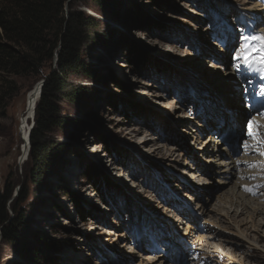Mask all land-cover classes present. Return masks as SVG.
<instances>
[{
    "label": "rangeland",
    "instance_id": "rangeland-1",
    "mask_svg": "<svg viewBox=\"0 0 264 264\" xmlns=\"http://www.w3.org/2000/svg\"><path fill=\"white\" fill-rule=\"evenodd\" d=\"M117 1L119 4L116 16L103 17L105 19L87 6L78 7L100 21L98 36H104L105 41L103 45L94 48L86 46L85 57L99 71L101 79L76 81L88 88L90 93L84 108L69 105L68 98L60 103L64 108L63 116L75 119L76 124L72 128L63 129V132L56 129L49 133V139L65 145V148L58 158L52 160L46 178L39 185L32 179L29 165L31 142L28 137L26 140L24 138L22 119L27 109L28 95L41 79L47 78L57 68V62L54 60L52 64H48L40 77L15 78L18 91L14 93L11 78L3 75L0 79V191L4 194L11 193L8 202L10 220L21 218L24 221L27 230L25 236L36 250L35 255L46 260L42 262L23 258L16 243L4 240L3 226H0V264H150L145 258L148 254L157 258L160 255L164 257L161 258V264H264V224L259 225L257 219L252 220L247 213L238 212L235 215L233 211L227 214L220 210L222 206L217 195L223 187L224 177L203 172L204 169H209L208 159L212 156L211 152L204 150L208 139L205 137L212 133L213 127L209 128L208 121L211 120L216 127L224 114L219 101L209 99L211 94H218L215 88L221 74H216V78L213 75L207 76L206 72H215V67L210 69L212 64L221 68L223 66L225 70L223 63L220 64L221 57L227 60V54H230L233 58L241 46V37H247L246 13L242 10L251 1L262 6L264 0ZM193 10L198 14L193 13ZM252 33L260 36L255 31ZM137 35L144 38L141 40ZM213 43H217V46ZM165 44H170L172 47L169 45L167 48L179 51L180 54L167 53ZM205 46L214 48L216 56L205 57L201 51ZM199 56L206 58L203 59L204 65L202 63L204 71L198 70ZM139 61H142V65L138 67L136 62ZM133 67L139 68L137 71L141 70L143 74H139ZM127 73L138 74L140 79L147 76L150 82L160 84L161 88L149 87V90L154 91V94L161 92V100L179 108L171 115L166 111L163 116L151 104L152 100L160 98L152 97L148 104L135 99L139 83L129 81V77L124 76ZM201 75L205 77L202 78ZM114 78L126 89L115 86L112 82ZM181 93L185 97H195L191 105L183 103L184 96ZM241 94H238V98ZM235 104L236 102L231 106L229 114L236 111ZM212 109L214 110L211 111ZM180 115H188L192 119L179 118ZM248 118H241L239 125L230 119L229 129L226 131H236L237 137L238 132L241 133L246 127L244 122H248ZM199 121L206 130L200 135V141L197 133L189 134V131L196 130L198 126L195 124ZM132 126L140 132H131ZM127 127L132 133L130 137L116 132L119 128ZM161 133H173L184 140L182 143L172 142L177 159L168 165L163 163L165 160H157L158 155L151 152L152 142L138 148L132 146L131 138L135 134L142 137L148 134V137L156 138ZM99 139L107 140L109 147L129 152L130 168H140L141 171L135 174L134 179L125 177L126 185L121 184L124 192L117 200L109 199L110 210L101 211L100 207L99 214L93 213L98 219L88 217L85 221L88 226L84 228L99 226L105 222V230L124 232L128 234L130 242L124 238L125 241L120 239L113 243L116 237L109 234L99 237L97 233L102 232L101 230L87 234L76 228L83 223L76 216L78 206L75 205L72 194L78 196L79 204L87 212L95 205L91 198L86 201L83 198L85 195L80 191L87 184L92 186V192L95 189L84 178L88 166L95 165L98 170L96 172L99 174L103 170L105 173L102 175L105 176L111 172V169H105L107 162L100 160L104 155L110 154L103 143L95 142ZM244 140L247 141L245 135L237 138V157L242 156L241 144ZM155 141L159 143L157 138ZM25 143L28 153L24 157ZM94 143L101 145L99 149L102 150L98 152L101 167L89 154V148ZM103 153L105 154L102 155ZM108 161L110 163L109 158ZM100 178L103 182L106 181L105 177ZM206 181L210 183L204 184ZM134 182H138L139 190L146 189L147 192L141 194L137 190H131L130 186ZM189 188L203 191L200 195H195ZM98 199L101 206L105 205L100 195ZM199 203L204 204V212L197 207ZM64 221L68 222L63 225ZM208 228L218 231L223 235V240L207 238L211 243L208 248L214 258L207 259L206 262L200 251L190 248L184 234L194 231L193 235L198 238L201 234H208ZM242 233L250 235V238H242ZM73 235L81 236L82 241L72 239ZM125 242L127 247L124 246ZM212 247L218 250L215 251Z\"/></svg>",
    "mask_w": 264,
    "mask_h": 264
},
{
    "label": "trees",
    "instance_id": "trees-1",
    "mask_svg": "<svg viewBox=\"0 0 264 264\" xmlns=\"http://www.w3.org/2000/svg\"><path fill=\"white\" fill-rule=\"evenodd\" d=\"M118 4L117 0H0V79L3 75L11 78V83L14 84L12 93L18 91L15 78L40 77L43 69L54 62L56 51H59L58 66L46 78L42 96L36 106L35 125L30 134L29 165L36 185L44 181L52 160L58 158L65 148V145L49 139V133L56 129L63 132V129L72 128L76 124L75 119L63 116L64 108L60 103L68 98L69 105L84 108L90 93L88 88L76 81L101 79L98 76L99 71L85 57L86 46L94 48L103 45L105 41L104 36H98L100 21L78 7L87 6L108 17L116 16ZM136 64L139 67L142 61ZM133 69L137 71L139 68ZM112 82L115 86L126 89L118 80ZM97 141L108 148V153L131 178L141 171L140 168H130L127 155L129 152L118 147H109L105 139L95 140ZM94 166H88L84 178L94 185L106 205L111 206L109 199L117 200L124 189L113 174L108 173L105 176L99 171L106 179L103 182ZM72 196L78 206L76 216L80 220L86 221L88 217L98 219L94 214L100 212V206L91 204L95 210L87 212L79 204L78 196ZM10 198L11 193L4 194L0 191V226H3L4 240L16 243L23 258L45 262L46 260L35 255L36 250L26 238L24 221L21 218L10 220Z\"/></svg>",
    "mask_w": 264,
    "mask_h": 264
},
{
    "label": "bare ground",
    "instance_id": "bare-ground-1",
    "mask_svg": "<svg viewBox=\"0 0 264 264\" xmlns=\"http://www.w3.org/2000/svg\"><path fill=\"white\" fill-rule=\"evenodd\" d=\"M242 11H244L246 13V16H249V18H250L246 23L248 29L257 28L260 36L264 35V11L262 9L258 8V6L256 4H254L252 1L249 2L248 5L246 6V8L243 9ZM193 13L198 14V12H196L195 10H193ZM135 34H137V33H135ZM137 37H139L141 40L144 38V36H142V35L141 36L137 35ZM249 37H252V35L249 34ZM213 44H216V46H217V43H213ZM169 45H166V44L164 45V46H166L165 50L167 51V53H169V54H172V53L180 54L179 51H175L170 47L167 48V46H169ZM211 45H212V43H211ZM244 46H245V43L241 45L240 49L237 52V55H240V56L242 55V50H243ZM204 48L205 49H201V51L205 57L216 56V52L214 51V48L212 49L210 46H205ZM220 49L223 50V48H220ZM222 53H224V52H222ZM198 58H200V61L198 59V65H199L198 70L201 69V71H204L202 63L204 65L205 60H203V59H206V58L202 59L201 56H199ZM221 61H223V65L225 67V70H224V68L222 66L223 73H222L221 66H218L216 64H212V67L210 68V69H212L213 67H215V69H216L215 72H212V71L206 72V73H208L207 76L213 75L216 78H218L217 77L218 75H216V74H218V73L221 74L220 79L218 81L216 80L217 86L215 88V91L218 94H211L212 96H210L209 99L213 100L214 102L219 101V105H221V107H222L221 109L224 112V114L221 116V119H222L221 123L217 124L216 127L214 125H212L211 120L208 121L207 125L209 126V128H210V126H213L214 128L211 127L212 133L209 134L207 137H205V139H207V138L208 139L205 142L204 150H205V152L206 151L211 152L212 156L208 159L209 169L208 170L204 169L206 171L203 170V172L204 173L212 172L213 175L215 174L218 177H224V179H222L223 183H224L223 187H222L221 191L219 192V194L217 195L218 201L220 202V205L222 206V208L220 210L225 211L227 214L230 211H233L235 213V215L238 212H239V214L247 213V215H249V217L252 218V220L257 219V222L259 225H260V223L264 224V187L258 188L256 190V194H253L251 192L244 190L245 185L255 186V185L264 184V166H257V167L253 166V164H257V163H259L260 165H264V155H261L260 152H256L252 148V146L249 144V142L247 141V143L245 145H248L249 147H245V145H244V147L241 148L243 150V152H241L242 156L237 157L236 153H235L234 146L232 145L230 149H229V147H227V143L228 144L233 143L237 139V137L235 135H233V133H229V131H226V129L227 130L229 129L230 119L235 124L237 123L239 125L241 122V118L248 116L247 110L245 108L246 107L245 101L249 97H250V101L253 104H255V107H257V109L261 113L264 114V65L245 64L243 59H240V60L234 59L229 54L227 55V60H224L223 58H221ZM232 62H233V64H232ZM195 64H197V62ZM237 65H239V67H237ZM226 67H227V70H226ZM137 72H139V74H143L141 71H137ZM196 73L198 74V72H196ZM202 73L204 74V72H202ZM130 75H133V74L127 73L124 76L130 77ZM250 75L255 76L253 78L251 90H250L249 94H244V93L241 94V91L243 92V88H242L243 79L245 77L250 76ZM198 76H200V74H198ZM134 77H135V75H133V77L131 79L129 78V81H131L133 83L136 81L137 83H139V88H137V90L135 91L136 92L135 99L142 101L145 104L147 102V104H148V100H151L152 97L160 98V100L159 99L156 101L152 100L151 104L153 105V107L155 106L154 108L157 109L159 112H161L163 114V116H164V113L166 114V111L169 112V114L171 115V113L174 112V110L179 108V106H177V105L174 107L173 105H170V104L168 105V103L166 101L161 100L162 96H163L161 94V92H155L157 94H154V91L149 90V87L161 88L160 84L152 83L147 78H141V79H147V80H141V79H136ZM201 77L203 78L205 76L201 75ZM39 93H40V83H38L35 86V88L28 95L27 109H26V112H25L24 117L22 119V123L25 127V131H24L25 140H26V137L28 136L31 121L34 117V110H35V107H36V104L38 101ZM238 94H241L240 98H238ZM181 96H184V93H181ZM193 99H195V97H185L184 96V98H182L183 103L185 102L186 104H190ZM158 101H160V102H158ZM169 102H172V101H169ZM235 102H236V104H235L236 111L229 114L228 111L231 112V106ZM158 108L160 110H163V111H160ZM213 110L214 109H212L211 111H213ZM234 113H236V114H234ZM186 116H188V115H180L178 117L183 118V119L184 118H191L192 119V117H190V116L186 117ZM251 117H255V116L252 115ZM260 119H261V121H259V122L262 125H264V117H261ZM118 121H120V120L118 119ZM182 121H184V120H182ZM244 123H246V120ZM195 125L198 127L196 128V130H191V132L189 131V134H191L192 132L197 133L196 134L197 139L200 141V135L203 134L206 130H205V127H201L202 124L200 123V121L198 124H195ZM128 129H129V127L125 128V129L119 128V130L116 132L120 133V134L127 135L129 137L132 135L131 132H136V131L140 132V130H138L137 128H135L133 126L131 128V132H129ZM259 132L264 134V127H261L259 129ZM215 133H217V134L215 135ZM239 134L240 133L238 132V135ZM213 135H215L214 138H213ZM148 136H149L148 134H146L144 137H142L138 134L133 135L132 137H134V138H131V141L133 142L132 146H135L138 148V147H141L143 145H146V144L152 142L153 144H151V147H152L151 152L158 155L157 160L158 159H161L162 161L165 160V162H163V163L167 164V165L170 164L171 162L176 161V159H177L176 158V155H177L176 148H173L174 146L172 147L171 144L174 141L182 143V141H184L183 139L179 138L178 136H176L173 133L171 135H165V134L161 133V134H158L155 136L157 138V140L159 141V143H158L155 141L156 138H152L151 136L150 137H148ZM220 140H224V143L221 144L222 147L219 145ZM100 147H101V145L99 146V144H95V143L91 145V148H89V154L91 155V157L93 159H95L96 162H98L99 166H100V160L103 163L107 162L106 163L107 168L105 167V169H107V171L111 169L110 173L113 174L115 179H117V181L119 183H121L122 185H124V183L126 185V182H124V181H126V179H125L126 174H125V171L122 170L120 166H118V165L115 166V164L110 165L107 155H104V154H102V155H104V157H102L100 160L98 159V157L100 158V154L98 155V152L102 150V149H99ZM27 153H28V146L25 143L23 145V156L25 157L27 155ZM96 154H97V156H96ZM248 162H250V163H248ZM108 163H109V165H108ZM103 169H104V167H103ZM197 169H199V168H197ZM101 172L105 173V171H103V170H101ZM132 179H134V178H132ZM217 181H218V179H217ZM205 183L209 184L210 182L206 181V182H204V184ZM197 184H200V183L198 182ZM138 187H139L138 182H134V184L130 188L133 191L134 190L139 191L141 194H144L145 192H147L146 189L141 191V190H139ZM189 189L192 192H194L195 195H200L201 191H203V190L200 191L198 188H194V189L189 188ZM80 191H81V193L83 192L82 193L83 195H85V197H83V198L86 199V201L89 200V198H91L94 201L93 204H95L97 207L100 206L101 210L102 209H104V211L110 210L109 206H107V207L103 206L102 207L100 205V203H98L97 196H99V194L96 196V193H98L96 190H95V192H92V186L91 185H89V184L84 185L82 188H80ZM197 207L199 208V210H201L203 212L205 211L204 204L199 203L197 205ZM94 210H95V208H93V209L90 208V211H94ZM97 214H99V212H97L96 215ZM66 222H68V221H64L62 224L65 225ZM80 223H82V222H80ZM170 224H173V223H170ZM173 225H175V224H173ZM70 226H72V224ZM85 226L87 227L88 225L85 221H83V224L80 226H77L76 228L84 230L85 232H87V234H92L95 231L101 230L102 232L97 233L98 236L102 237V236H105L107 234L113 235L114 237H116V238H114L113 243H117L118 241H120V239H124V238L127 241H129L128 234H126L124 232H114V230H110L108 232V229L105 230V229H102L99 226H95V225H91V226H89V228H84ZM237 227H239V226H237ZM211 228H208L206 230V233H208V234H205V236L201 234L200 237H198V238L195 237L197 235H195V236L193 235L194 231L193 232L189 231V233L184 234L185 235L184 239H185V241H187L190 244V248L197 250V251H200L201 257H204L206 259V262H207V259L211 260L212 257L214 258V254H211L210 249L208 248L211 243L208 242L207 238L211 239V238L216 237V238L221 239V237L223 236V235L221 236L218 231L212 230ZM202 230H204V229H202ZM240 230H242V229H240ZM253 230H256V228H254ZM242 235L244 236L242 238H248V239L250 238L249 237L250 235H248V234L242 233ZM71 238L75 239L76 241H80V242L82 241L81 236L79 237V236L73 235ZM204 238H206V239H204ZM125 239H124V241H125ZM221 240H223V239H221ZM225 241L228 242L227 239H225ZM229 241L233 242L232 240H229ZM234 242H235V244H239L237 241H234ZM208 244H209V246H208ZM127 245H128L127 242H125L124 246L127 247ZM179 249H180V246H179ZM213 249H215V251L218 250V248H216V247ZM181 251H182V249H181ZM185 251H186V249H185ZM197 253H199V252H197ZM145 258L147 259V261H149L148 263H150V264L151 263L161 264V262H160V261H162L161 258H164V257H161V255H160L159 258H157V257H152L151 254H148V256H146Z\"/></svg>",
    "mask_w": 264,
    "mask_h": 264
},
{
    "label": "snow or ice",
    "instance_id": "snow-or-ice-1",
    "mask_svg": "<svg viewBox=\"0 0 264 264\" xmlns=\"http://www.w3.org/2000/svg\"><path fill=\"white\" fill-rule=\"evenodd\" d=\"M241 39L245 41L242 55L234 57V59H243L245 64L264 65V35L241 37ZM249 41H256V44L253 45L252 43H249ZM237 67H239V65H237ZM261 127H264V125H262L259 121L250 120L248 122V135L256 139V149L260 151L261 155H264V134L259 132ZM245 147L249 146L245 145ZM253 166L257 167L264 165L257 163L253 164ZM260 187H264V184L255 186L245 185L244 190L256 194V190Z\"/></svg>",
    "mask_w": 264,
    "mask_h": 264
},
{
    "label": "water",
    "instance_id": "water-1",
    "mask_svg": "<svg viewBox=\"0 0 264 264\" xmlns=\"http://www.w3.org/2000/svg\"><path fill=\"white\" fill-rule=\"evenodd\" d=\"M69 1H71V0H69ZM66 8L68 9V4L66 5ZM99 16H102V18H103V17H106V16H104V15H100V14H99ZM103 19H105V18H103ZM60 47H61V45L59 46V48H60ZM58 58H59V51L57 50V51H56V54H55V62H58ZM45 81H46V78H43V79H41V80L39 81V83H40L39 99H40L41 96H42V89H43V86H44ZM36 106H37V105H36ZM35 115H36V107H35V110H34V117H33V119H32V125H31V128L29 129V131H31L32 128H33V126L35 125ZM27 137L29 138V141H30V132L28 133V136H27Z\"/></svg>",
    "mask_w": 264,
    "mask_h": 264
}]
</instances>
